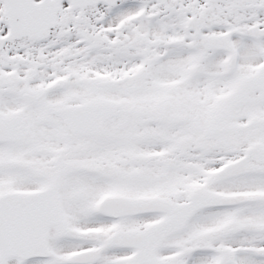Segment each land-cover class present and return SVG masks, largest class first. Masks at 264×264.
Returning a JSON list of instances; mask_svg holds the SVG:
<instances>
[{"label": "snow or ice", "instance_id": "obj_1", "mask_svg": "<svg viewBox=\"0 0 264 264\" xmlns=\"http://www.w3.org/2000/svg\"><path fill=\"white\" fill-rule=\"evenodd\" d=\"M0 264H264V0H0Z\"/></svg>", "mask_w": 264, "mask_h": 264}]
</instances>
